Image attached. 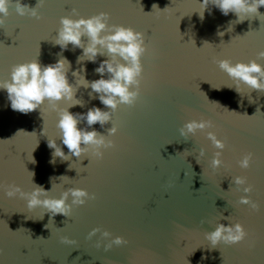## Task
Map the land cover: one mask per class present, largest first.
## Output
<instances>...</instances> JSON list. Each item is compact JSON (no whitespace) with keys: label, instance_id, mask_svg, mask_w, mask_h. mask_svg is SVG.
Returning a JSON list of instances; mask_svg holds the SVG:
<instances>
[{"label":"water","instance_id":"water-1","mask_svg":"<svg viewBox=\"0 0 264 264\" xmlns=\"http://www.w3.org/2000/svg\"><path fill=\"white\" fill-rule=\"evenodd\" d=\"M16 2L12 0L0 26V83L10 81L13 65L38 60L47 66L61 57L70 63L69 84L81 82L73 72L88 82L101 78L94 69L107 56L77 63L82 49L69 44L62 51L55 45L62 17L87 19L106 12L110 26L144 33L148 51L141 58L143 81L136 103L119 106L103 127L78 124L114 141V148L102 150V158L89 149L80 159L55 158L50 163L54 150L48 140H56L69 155L55 126L58 113L47 102L28 114L13 111L0 89V264H264V93L243 85L237 93L214 62L256 60L264 66V60L257 59L264 51V7L239 22L234 13L225 16L211 4L201 19L203 0H41L36 19L18 16ZM19 2L31 9L38 0ZM90 92L79 87L75 99L84 106L68 111H107L97 98L90 99ZM69 103L61 101L57 107L66 109ZM190 120H206L212 127L180 136L178 130ZM111 126L118 132L108 137ZM206 131L215 132L226 145L224 166L216 170L209 164L218 149ZM247 152L254 159L243 170L237 161ZM30 172L35 173L32 182ZM236 176L247 177L253 187L248 195L258 211L238 204L245 193L232 183ZM32 183L50 191L48 198L59 199L62 191L80 188L95 199L73 206L66 218L52 217L42 207L29 209L24 199L6 195L9 185L31 192ZM237 222L249 234L245 241L212 248L205 233L219 223ZM94 228L128 243L105 251L110 240L100 233L88 238ZM65 238L75 243L62 242Z\"/></svg>","mask_w":264,"mask_h":264},{"label":"clouds","instance_id":"clouds-1","mask_svg":"<svg viewBox=\"0 0 264 264\" xmlns=\"http://www.w3.org/2000/svg\"><path fill=\"white\" fill-rule=\"evenodd\" d=\"M209 4L219 9L225 16L230 12L234 13L237 16V20L242 22L244 20L242 17L258 15V9L264 7V0H203L200 3L201 19H203V12ZM11 6L12 0H0V26L5 24ZM39 6H41V0H38L36 7L31 9L27 5H22L19 0L14 5L18 16L28 15L36 19H40L37 13ZM153 8L158 9L155 4ZM72 14L77 15L75 9L72 10ZM109 20L110 16L106 12H101L87 19L73 20L68 17H62L54 40L55 45H58L62 51L67 50L69 44L73 48L82 49V55L77 58V63L85 60L95 63L98 55L107 56L94 69V72L101 77L100 79L88 82L78 72H73L72 75L74 77L79 76L81 82L77 83L76 81L75 86L69 84L67 72L70 68V63L61 57L56 63L47 66H42L38 60L13 65L10 69V81L0 83V89L6 91L13 111L28 114L40 109L41 105L47 102L52 107V110L58 113L55 126L60 133L59 139L68 149L69 155H65L61 148L57 146L56 140H48V147L54 150L52 153L53 160L50 163H54L55 158L66 161L74 156L80 159L89 149H92L97 157L102 158V150L114 148V141L107 139L105 135H101L95 130L80 129L78 124L80 121H85L89 128L97 123L103 127L111 122L112 114L117 111L119 106H133L140 95L144 71L141 58L148 51L145 45L144 33L136 32L132 28L120 25L110 26L108 24ZM218 35L223 36L224 33L220 32ZM82 37L87 38L86 42L82 40ZM257 59L264 60V51L257 54ZM214 62L234 82L237 93H239L241 85L250 88L252 91L264 93V66L257 63L256 60H250L247 64L236 63L234 65L227 59ZM105 74H107V79L103 78ZM81 86L90 88V99L97 98L108 110L103 111L101 108L92 107L86 114L70 113L68 108L84 106L83 101L75 99L76 92ZM215 89L219 90L220 88ZM93 93L96 94L95 97L92 96ZM61 101L70 102L69 106L66 109H58L57 105ZM211 127L212 125L209 121L200 120L197 122L190 120L185 122L178 131L180 136L186 137L195 135L197 131L205 132ZM117 132V127L111 126L108 129L107 136H115ZM206 138L218 149V151L213 153V158L209 164L213 170H216L224 166L222 153L226 145L223 140L217 138L216 133L213 131H206ZM203 155L204 149L201 148L199 156L202 157ZM253 159L251 152L242 154L237 161L238 167L247 170ZM31 162L35 163L32 153ZM30 173L32 182L35 173ZM232 183L242 188L245 193L238 200V204L248 206L254 212L258 211L259 205L252 201L248 195L253 191V187L248 183L247 177L236 176L232 179ZM49 192L45 191L42 186L37 185H34L31 192H25L16 185H9L6 195L9 198L19 196V198L24 199L29 209L42 207L52 217L59 214L66 218L70 217L73 206H83L86 201L95 199L94 194L89 195L86 190L80 188H68L62 191L59 199L48 198ZM69 198H71L70 204L68 203ZM45 227L47 228V225ZM97 233H100L102 239L110 240L104 246L105 251L110 250L113 245L120 247L128 243L123 237L116 236L112 238L111 233L101 231L99 228L92 229L88 233V238L91 239ZM248 235L244 226L239 222L228 226L219 223L214 231L205 233V238L209 241L212 248H216L220 243L229 246L242 243ZM62 242L75 243L74 241H68L67 238ZM99 246L98 243L97 247Z\"/></svg>","mask_w":264,"mask_h":264}]
</instances>
